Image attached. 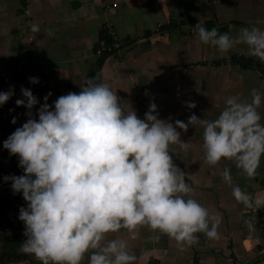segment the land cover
<instances>
[{"label": "clouds", "instance_id": "obj_1", "mask_svg": "<svg viewBox=\"0 0 264 264\" xmlns=\"http://www.w3.org/2000/svg\"><path fill=\"white\" fill-rule=\"evenodd\" d=\"M199 40L222 53L247 47L252 57L264 61V30L242 28L236 36L196 25ZM38 32V25H32ZM88 79L79 93L69 92L50 106L52 93L40 104L29 88H21L17 107L26 109L27 121L3 142L18 157L23 175L4 177L13 193H22L27 208H20L26 239L19 251L40 264H139L130 241L140 229L174 240L184 250L199 244V235L219 240L222 217L193 198L185 173L173 161L172 145L187 152L191 142L181 140L189 127L203 128L204 158L215 167L233 161L249 179L258 175L264 158V123L258 109L264 94L251 90V100L230 96L214 120L191 115L187 122L159 118L150 103L144 118L125 111L120 97L106 83ZM38 84V77H30ZM15 94L14 87L0 92V106ZM33 117V109L38 105ZM194 109V102H187ZM12 123H16L13 118ZM179 129L180 131H178ZM237 203L253 214L264 209V194L253 196L233 184L231 170L221 173ZM255 215L243 220L255 230ZM112 237V238H110Z\"/></svg>", "mask_w": 264, "mask_h": 264}, {"label": "crops", "instance_id": "obj_2", "mask_svg": "<svg viewBox=\"0 0 264 264\" xmlns=\"http://www.w3.org/2000/svg\"><path fill=\"white\" fill-rule=\"evenodd\" d=\"M111 3L116 7L105 13V5ZM105 19L126 41L121 56L94 55ZM198 23L230 36L242 28L264 30V0H0V92L15 90L0 106V168L24 174L18 157L3 148V142L27 121L26 109L15 103L22 98V87L29 88L40 104L52 93L51 106L62 95L79 93L88 79L95 78L94 82L106 83L117 92L125 111L133 109L143 119L150 103H155L159 118L172 123L187 122L193 114L214 120L228 97L239 95L250 101L254 88L264 94V77L253 70L255 57L247 47L222 53L205 45L197 34ZM34 24L38 32L32 31ZM255 62L264 71V61ZM2 74L11 80L1 78ZM30 77H38L39 83L30 84ZM187 102L196 107L187 108ZM40 104L32 110L36 119ZM258 111L264 118V104ZM181 140L191 142V148L183 152L172 145L170 155L185 173L193 198L221 215L220 239L198 234V245L181 250L167 236L154 241L153 233L142 228L140 238L130 241L138 257L148 252L139 264H231V260L264 264V209L253 214L237 203L221 176L228 168L234 185L253 196L264 194V158L258 175L249 179L233 161L222 160L215 167L206 163L203 128L189 127L181 132ZM251 215L256 219L250 232L243 220ZM83 264H88L87 257Z\"/></svg>", "mask_w": 264, "mask_h": 264}, {"label": "trees", "instance_id": "obj_3", "mask_svg": "<svg viewBox=\"0 0 264 264\" xmlns=\"http://www.w3.org/2000/svg\"><path fill=\"white\" fill-rule=\"evenodd\" d=\"M10 175L8 170L0 169V264H40L35 257L19 251L26 239L24 224L19 220L20 208H27V203L22 193L10 191L11 183L4 181Z\"/></svg>", "mask_w": 264, "mask_h": 264}, {"label": "built area", "instance_id": "obj_4", "mask_svg": "<svg viewBox=\"0 0 264 264\" xmlns=\"http://www.w3.org/2000/svg\"><path fill=\"white\" fill-rule=\"evenodd\" d=\"M115 7H116L115 3H111L110 5H105L104 12L106 13ZM24 14H28V10H26ZM32 41H33V37L29 36L28 42H32ZM125 44L126 41L118 38L112 21H110L109 19H105L101 26V36L100 39L97 41L94 55L96 58H101L105 55L121 56ZM256 59L257 58H255L252 64L253 70L259 77H264V71L258 65V63L255 62ZM1 78L5 79L6 81L11 80V78L5 77L3 74L1 75ZM262 177L264 178V169L262 170ZM258 254L251 257V260H254L255 257L258 256ZM231 264H245V263L235 262L234 260L233 261L231 260Z\"/></svg>", "mask_w": 264, "mask_h": 264}, {"label": "rangeland", "instance_id": "obj_5", "mask_svg": "<svg viewBox=\"0 0 264 264\" xmlns=\"http://www.w3.org/2000/svg\"><path fill=\"white\" fill-rule=\"evenodd\" d=\"M1 169V168H0ZM11 173V172H10ZM11 174H13V173H11ZM14 175V174H13ZM16 175V174H15ZM16 176H20L19 174H17ZM10 191H12V189L10 190ZM13 192V191H12ZM14 264H24V263H14Z\"/></svg>", "mask_w": 264, "mask_h": 264}]
</instances>
